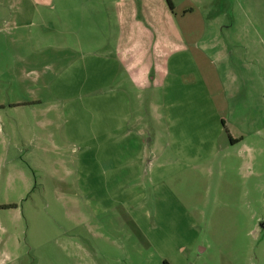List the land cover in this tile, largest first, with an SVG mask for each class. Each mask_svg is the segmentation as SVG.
Segmentation results:
<instances>
[{
	"label": "rangeland",
	"instance_id": "1",
	"mask_svg": "<svg viewBox=\"0 0 264 264\" xmlns=\"http://www.w3.org/2000/svg\"><path fill=\"white\" fill-rule=\"evenodd\" d=\"M170 2L0 0V264H264V14Z\"/></svg>",
	"mask_w": 264,
	"mask_h": 264
},
{
	"label": "crops",
	"instance_id": "2",
	"mask_svg": "<svg viewBox=\"0 0 264 264\" xmlns=\"http://www.w3.org/2000/svg\"><path fill=\"white\" fill-rule=\"evenodd\" d=\"M33 1L37 2L39 5L43 4V6L51 5V3L53 2V0H33ZM183 10L185 12L191 11L190 9H187L185 7L183 8ZM18 12H19L18 14L21 16H25L26 14H28L26 10L22 8L19 9ZM257 14H261V15L264 14V0H233V16L243 17L244 21H246L251 16L257 15ZM251 24L252 23L249 21L244 27V30H250L252 27ZM260 24L262 25L264 29V22L261 21ZM234 26H237V25L233 23V41L232 39H230V41H232L233 47H237V45L239 44H246V46H249L250 44L253 43V41L250 40L248 36H246V38L244 37V39L235 36L234 31H236L237 29L234 28ZM259 28L262 31V28L260 27V25H259ZM230 137H231L230 139L232 143L236 141H240V139L234 138L233 135H230Z\"/></svg>",
	"mask_w": 264,
	"mask_h": 264
},
{
	"label": "flooded vegetation",
	"instance_id": "3",
	"mask_svg": "<svg viewBox=\"0 0 264 264\" xmlns=\"http://www.w3.org/2000/svg\"><path fill=\"white\" fill-rule=\"evenodd\" d=\"M261 231L264 232V222L260 223Z\"/></svg>",
	"mask_w": 264,
	"mask_h": 264
},
{
	"label": "trees",
	"instance_id": "4",
	"mask_svg": "<svg viewBox=\"0 0 264 264\" xmlns=\"http://www.w3.org/2000/svg\"><path fill=\"white\" fill-rule=\"evenodd\" d=\"M169 2V5H170V8L173 10L174 9V6L172 5V3L170 2V0H168ZM231 138V137H230Z\"/></svg>",
	"mask_w": 264,
	"mask_h": 264
}]
</instances>
